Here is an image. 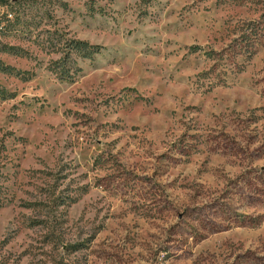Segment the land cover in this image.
<instances>
[{"label": "rangeland", "instance_id": "1", "mask_svg": "<svg viewBox=\"0 0 264 264\" xmlns=\"http://www.w3.org/2000/svg\"><path fill=\"white\" fill-rule=\"evenodd\" d=\"M13 2L0 264H264V0Z\"/></svg>", "mask_w": 264, "mask_h": 264}, {"label": "trees", "instance_id": "2", "mask_svg": "<svg viewBox=\"0 0 264 264\" xmlns=\"http://www.w3.org/2000/svg\"><path fill=\"white\" fill-rule=\"evenodd\" d=\"M5 0H0V37H8L13 32L18 33V27L22 24L20 20V5L18 2L13 3H4ZM251 32H244L240 34V37L243 38L242 47L249 51L250 47L255 43V45L260 42V38L262 33L258 31L257 28H253L250 30ZM246 33V34H245ZM264 35V33H263ZM53 42L50 44L51 47H57V45L64 44L63 50L61 51V58L58 60H54L51 63L49 70L53 72L57 77L61 80H72L73 74L76 71L73 65H71L72 56H79L83 59H92L93 56L99 53L100 48L96 46H92L84 41L77 40H67L64 43ZM56 44V45H55ZM19 50L17 48L4 46L0 44V54H8L18 56ZM20 72L16 70L14 67L5 64L0 59V74L19 77ZM13 98V94H10L6 88L0 85V101H6Z\"/></svg>", "mask_w": 264, "mask_h": 264}]
</instances>
